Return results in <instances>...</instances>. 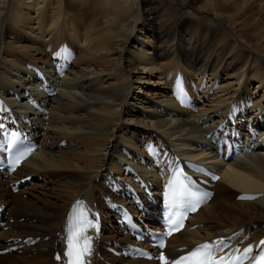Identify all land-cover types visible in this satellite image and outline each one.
<instances>
[{"label":"bare ground","instance_id":"obj_1","mask_svg":"<svg viewBox=\"0 0 264 264\" xmlns=\"http://www.w3.org/2000/svg\"><path fill=\"white\" fill-rule=\"evenodd\" d=\"M59 64L69 72L48 102L42 146L18 169L52 182L49 192L37 183L41 191L13 195L0 180L12 217L6 237L40 240L0 264L49 263L75 199L109 209L134 168L152 174V150L160 160L202 156L198 143L230 106L264 130V0H0V98L49 82L38 69L51 74ZM188 82L197 114L171 99ZM233 230L249 233L247 242L264 236V153L222 171L210 203L168 251Z\"/></svg>","mask_w":264,"mask_h":264},{"label":"snow or ice","instance_id":"obj_2","mask_svg":"<svg viewBox=\"0 0 264 264\" xmlns=\"http://www.w3.org/2000/svg\"><path fill=\"white\" fill-rule=\"evenodd\" d=\"M24 154H22L19 159H23ZM186 190L181 185L178 190L173 192V203L185 196ZM239 199H255L254 196L242 195L238 197ZM79 203V202H78ZM194 210V209H192ZM94 225L87 221L83 213L74 220L70 217L69 225L67 226V248L64 252V256L67 257V264H85V257L91 254V238L86 236L87 228ZM223 241H216L213 243H205L197 246L195 249L190 251L187 255L181 256L177 259L174 264H225L223 258L219 261L214 259L215 253L219 251L220 246ZM264 246V240L260 242ZM163 247V244L160 245ZM245 257L252 253L253 249L250 246L245 249ZM57 260L61 257L57 255ZM164 264H169L167 259L161 255L159 257ZM228 264H234L233 261H229ZM252 264H264V248H262L258 255L253 259Z\"/></svg>","mask_w":264,"mask_h":264},{"label":"rangeland","instance_id":"obj_3","mask_svg":"<svg viewBox=\"0 0 264 264\" xmlns=\"http://www.w3.org/2000/svg\"><path fill=\"white\" fill-rule=\"evenodd\" d=\"M48 182H49V184H48ZM47 182V184H46V180L43 182V183H45V184H43V183H38V184H40V185H43L45 188H42V190H44V191H47V192H49V189H50V185L51 184H53L52 182H50V181H48ZM37 183H35V185H38ZM34 186V185H33ZM48 186V187H47ZM30 188H32V187H30ZM36 188V189H35ZM33 189V191L34 192H38L41 188L40 187H38V186H35L34 188H32ZM41 191V190H40ZM22 196V198H26L27 197V195L25 194V195H21ZM21 221H23V220H21ZM45 240V239H44Z\"/></svg>","mask_w":264,"mask_h":264}]
</instances>
